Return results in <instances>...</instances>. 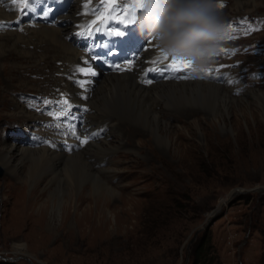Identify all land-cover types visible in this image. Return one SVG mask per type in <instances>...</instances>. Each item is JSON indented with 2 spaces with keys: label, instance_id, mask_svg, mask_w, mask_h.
Returning a JSON list of instances; mask_svg holds the SVG:
<instances>
[{
  "label": "rangeland",
  "instance_id": "rangeland-1",
  "mask_svg": "<svg viewBox=\"0 0 264 264\" xmlns=\"http://www.w3.org/2000/svg\"><path fill=\"white\" fill-rule=\"evenodd\" d=\"M130 3L132 0H117L118 6L126 8ZM217 4L223 5L219 9L225 19V34L214 65L199 78L190 74V68L185 73L180 68L179 76L188 78H176L175 82L216 79L221 84L213 83L223 89L227 86L225 91L234 101L227 102L226 122L204 111L165 115L172 123L168 137L176 144L166 147L153 139L143 143L139 151L127 152L134 144L122 142V149L112 154L116 158L108 160L106 173L107 184L115 194L106 193L105 198L84 179L72 198L83 190L86 200L81 209L69 206L66 219L61 203L50 208L52 190L22 214L15 198L20 182L0 163V264H189L193 240L201 233L206 239V263L264 264V119L249 113L259 109L263 115L253 96L264 92V76L261 81L262 77L249 72L256 71L257 66L264 74V0L242 11L230 8L234 6L232 0H217ZM231 35H236L235 52L224 44ZM16 55L12 58L25 65L30 60ZM56 61L60 62L50 58L44 67L10 70L16 77L14 82L22 79L26 84L10 86L4 93L11 98L0 99V119L14 120L18 107L10 102H16L15 98L37 104L36 117L23 121L31 131L21 134L23 139H32L34 147L51 142L49 129L32 126L53 122V116L43 115L44 101L64 94L66 81L52 69ZM38 62L40 65L42 59ZM222 65L229 68L231 83L222 78ZM173 74L176 72L154 79L150 85L174 81L170 80ZM100 128L107 130L106 125ZM119 130L112 127L115 134ZM1 133L7 141L19 144L16 132L9 129ZM130 134L123 132L122 139L131 142ZM102 136L98 133L94 140ZM37 188L40 191L43 186ZM30 189L24 182L21 203L29 199ZM98 197L103 204L96 211L91 200ZM86 205L92 207L84 211V220L81 210ZM212 213L214 219L203 226ZM37 215L42 220L39 230L31 223Z\"/></svg>",
  "mask_w": 264,
  "mask_h": 264
},
{
  "label": "bare ground",
  "instance_id": "bare-ground-1",
  "mask_svg": "<svg viewBox=\"0 0 264 264\" xmlns=\"http://www.w3.org/2000/svg\"><path fill=\"white\" fill-rule=\"evenodd\" d=\"M17 1L0 0V22L8 21L15 15L18 7ZM219 1L227 2V0ZM256 1L232 0L234 6L230 8L235 11L247 10ZM62 10L59 15L63 23L60 25H21L19 28L0 29V39H2L0 40V99L5 98L8 100L11 98L4 93V90L10 86L26 84V81L22 79L14 82L16 77L11 74L10 70H17L19 67H26V69L33 66L44 67L51 58L61 61L57 65L60 68H55L56 71H61L69 62L77 59L79 50L72 44L70 39L66 38V35L72 28L67 20L77 21L76 18L78 17L76 15L80 14L78 3L75 1L71 6L65 3ZM85 15L81 13L80 17ZM148 40L154 44L151 39ZM142 51L146 56L137 58L134 66L143 60L152 64L153 68L158 67V65L164 66V61L153 63L154 54L158 53L161 55L156 47H146ZM15 54L26 56L30 60L25 65L22 61L12 58ZM36 54L40 57L39 59H42L40 65L39 59L35 57ZM150 69L148 68L149 71ZM171 72V70L159 68V71L153 73L151 77L154 79L163 77L162 79H165ZM149 85H142L132 71L121 72L117 70V73L116 71H106L99 74L90 95L85 100L90 108L86 113V121L91 128L93 126L106 125L107 130L104 136L95 140L91 139L93 134L84 131V135H86L84 143L75 148L70 145L64 147V153L60 150H55V147L49 145L28 147L15 143L14 140L7 141L6 138L4 139L1 132L7 125L12 123L23 133L30 132L31 130L23 124V121L32 120L39 112L37 108L19 101L18 98H15L16 102L11 101L10 103L18 107V109L13 113L15 115L14 120L0 119V163L8 173L20 182H18L19 185L15 194V198H18L19 211L25 214L26 211L33 209L35 203L40 198L42 199L44 193L52 190V199L49 198L50 208L56 202L61 203L63 205L64 219H66L69 215V206L81 209L80 206L85 199L84 191L82 190L75 198H72V194L74 190H78L77 186L84 179L88 180L96 191L104 193L105 196L103 197L105 198L106 193L109 195L115 194L112 187L107 184L106 173L110 169L108 160L114 156L112 155L114 151L117 153L119 149H122V142L127 145L134 144L133 149L129 146L127 152H137L141 149V145L153 139L159 145L170 147L173 143L174 145L176 143L174 138L168 137V134H171L172 123L165 115H192L191 113L195 111H204L205 114L211 115L214 119H222V123H225L223 116L228 106L227 102L234 101V99L229 98L230 96L227 94L228 92L226 93V89L208 81H160ZM253 97L255 100L257 99L256 103L260 105L259 107L264 115V92L256 93ZM157 107H159V110H157ZM249 113L252 117L261 116L264 119V116L259 113V109H251ZM19 117L21 118L19 119ZM112 127H119V133L115 134L112 131ZM52 128L55 129L56 127L52 124ZM121 131L122 134H120ZM123 132H130V138L133 140L131 142L123 140ZM109 134L111 136L108 138L107 135ZM113 136L116 137L112 139ZM58 146L62 147L59 143ZM39 147L43 148L36 149ZM160 150L163 151L162 147H160ZM114 158L116 157L114 156ZM99 161H105V163L100 165ZM112 176L114 174L108 176L109 179ZM24 182L29 184L31 189L29 191V199L23 204L21 199L24 193ZM38 185L43 186L42 190L39 191ZM101 197L94 201L91 200V203L94 202L96 205V211H99L100 205L103 204L100 200ZM91 207L86 205L84 209L82 208L81 219L84 218L85 220L84 211L89 212ZM215 213L217 214V212ZM39 218L41 217L37 215V218H34L33 222L31 221L34 226L32 228H36V230L41 229L42 220L40 221Z\"/></svg>",
  "mask_w": 264,
  "mask_h": 264
},
{
  "label": "clouds",
  "instance_id": "clouds-1",
  "mask_svg": "<svg viewBox=\"0 0 264 264\" xmlns=\"http://www.w3.org/2000/svg\"><path fill=\"white\" fill-rule=\"evenodd\" d=\"M134 23L161 55L190 61L195 78L214 65L225 34L217 0H143Z\"/></svg>",
  "mask_w": 264,
  "mask_h": 264
},
{
  "label": "snow or ice",
  "instance_id": "snow-or-ice-1",
  "mask_svg": "<svg viewBox=\"0 0 264 264\" xmlns=\"http://www.w3.org/2000/svg\"><path fill=\"white\" fill-rule=\"evenodd\" d=\"M33 0H26V3H25V7H29L31 6ZM108 6L110 8H113V11H115V8L113 7L112 5V2L111 0H109V4ZM143 6V0H132V3H130L126 10H125V13L123 15H120V14H117V15H108V16H105L103 19H102V23H107L109 19L111 20H118V21H121L123 24L125 25H129L131 23H133L134 21V13H137ZM218 7H222L223 5H219L217 4ZM50 11V9H49ZM45 15L47 16L48 15V12H45ZM129 17H133L132 19H129ZM93 24L96 23V21H93L92 22ZM6 25L4 24H0V28H3L5 27ZM229 29H231V25L228 26ZM87 30V29H85ZM95 30H98V29H95ZM79 34H83V31ZM89 35H91V31L88 32ZM124 33L122 30H117V31H109L108 32V35L109 36H116V37H119V36H122ZM221 51L223 52L224 50L221 49ZM109 55H114V52L112 53H109ZM93 59H96V57H92ZM166 60L169 58L167 56L164 57ZM156 61H153V63H155ZM191 66V62L190 61H187L183 58H176V57H172L171 58V62L166 66V69L165 70H171L173 73H175L177 70H179L180 68H185V69H188L190 68ZM113 67H115L116 70L118 71H124L126 70L125 68L121 67L119 64H114ZM132 67L131 64L128 65V68L130 69ZM158 69H150V71H156ZM78 71L80 72H85V74H90V75H95L94 72H92L90 69L86 71L85 68H80L78 69ZM167 78V77H165ZM177 79H187L188 77L187 76H177L175 77ZM147 83H151V80H147L145 81ZM229 83H231V81H228ZM84 81H81L80 84H81V87L84 86ZM45 103H51L50 101H45ZM59 103H62V104H67V100H63V101H60ZM50 116H53L54 119H59L60 116H67L68 113L67 112H61V113H49ZM57 127H59V125H56Z\"/></svg>",
  "mask_w": 264,
  "mask_h": 264
},
{
  "label": "trees",
  "instance_id": "trees-1",
  "mask_svg": "<svg viewBox=\"0 0 264 264\" xmlns=\"http://www.w3.org/2000/svg\"><path fill=\"white\" fill-rule=\"evenodd\" d=\"M204 233H201L198 238L196 237L193 240L192 247L193 251L191 252V261L189 264H212L206 263V255H207V245L205 244V237ZM214 255H212V258ZM213 264H219L218 261L214 262Z\"/></svg>",
  "mask_w": 264,
  "mask_h": 264
},
{
  "label": "water",
  "instance_id": "water-1",
  "mask_svg": "<svg viewBox=\"0 0 264 264\" xmlns=\"http://www.w3.org/2000/svg\"><path fill=\"white\" fill-rule=\"evenodd\" d=\"M213 217H214V214L212 213V214L209 216V218H207V219L204 221L203 226H204V225H207V224L209 223L210 220L214 219ZM203 226L198 227V228L194 231V233H196L197 230H198V229H201Z\"/></svg>",
  "mask_w": 264,
  "mask_h": 264
}]
</instances>
